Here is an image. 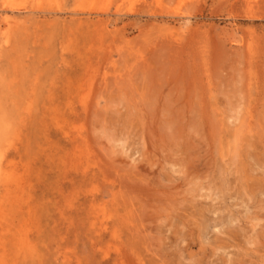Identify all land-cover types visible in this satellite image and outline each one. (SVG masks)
Returning <instances> with one entry per match:
<instances>
[{
  "label": "rangeland",
  "instance_id": "374dc122",
  "mask_svg": "<svg viewBox=\"0 0 264 264\" xmlns=\"http://www.w3.org/2000/svg\"><path fill=\"white\" fill-rule=\"evenodd\" d=\"M0 264H264V0H0Z\"/></svg>",
  "mask_w": 264,
  "mask_h": 264
}]
</instances>
